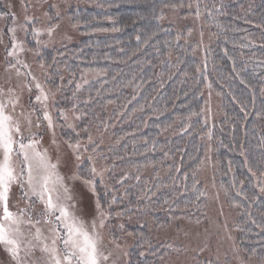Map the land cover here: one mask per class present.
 <instances>
[{"label": "trees", "instance_id": "trees-1", "mask_svg": "<svg viewBox=\"0 0 264 264\" xmlns=\"http://www.w3.org/2000/svg\"><path fill=\"white\" fill-rule=\"evenodd\" d=\"M197 5L211 37L201 56L188 39L190 27L177 30L168 20L175 9L196 15ZM67 17L79 39L43 49L38 61L44 85L56 90V118L63 109L80 116L79 132L62 129L63 140L74 144L92 129L117 140L98 148L110 171L105 183L94 181L107 225L117 213L155 227L180 217L204 220L197 170L205 154L201 136L210 129L215 182L239 212L236 244L264 264V0H81ZM93 70L102 75L78 88V75ZM205 87L220 99L211 127L202 117ZM78 172L93 179L88 162ZM108 234L116 241L130 236L126 264H162L178 249L154 241L147 225Z\"/></svg>", "mask_w": 264, "mask_h": 264}, {"label": "rangeland", "instance_id": "rangeland-1", "mask_svg": "<svg viewBox=\"0 0 264 264\" xmlns=\"http://www.w3.org/2000/svg\"><path fill=\"white\" fill-rule=\"evenodd\" d=\"M80 4L81 0H0V13L6 14L0 16V103L6 105V113L12 117L13 122H19L23 135L29 137L34 134V138L39 141L38 149L41 151L46 149L51 161L58 163L57 171L63 176L64 184L71 190L74 200L80 201L75 210L76 215L84 221L90 231L92 222L95 221L99 250L108 257L106 261H102V264L127 263L128 251L132 245L130 236L116 241L108 234L125 224L147 225L154 241L171 242L178 246L177 250L164 256L162 264H195L198 260H214L220 264H255V259L246 256L236 244L235 222L239 215L238 208L226 205L224 195L215 182L217 166L208 144L210 129L201 136L205 145V154L197 170L198 179L206 193L204 220L190 221L180 217L175 218L167 226L155 227L146 218L135 219V216L134 218L117 213L112 226L107 225V213L100 208L97 209L96 197L78 171L81 165L88 162L90 170L95 167L99 173L93 177L91 172L94 181L100 180L105 183L110 166L101 158L98 148L116 144L117 140L104 130L92 129L84 138L78 140L80 148L78 152H74L69 147V143L61 137V130H76L78 133L76 126L80 116L73 109H63L67 119L60 115L56 118L57 111L54 108L56 90L44 85L43 64L38 61L43 49L75 43L79 39L80 34L76 25L67 17V10L73 5ZM26 18H31V22H26ZM168 20L177 30L185 26L190 27L187 33L188 39L196 43L199 56L210 45L211 37L203 31L201 16H181L179 10L175 9ZM10 28L15 31L10 32ZM33 28L40 30L39 37L33 35ZM49 28L52 29L51 36L48 35ZM13 39L18 47L16 55L9 56L8 51L12 50ZM37 39L40 40L39 45ZM101 75L95 70L82 72L78 75V88ZM36 82H39L49 95L48 111L53 117V128H49L48 122L43 120L42 111L31 115L32 123L29 127V113H32L29 98L31 97L35 104ZM203 97L202 117L207 127H211L218 117L220 99L208 87H205ZM13 100L18 101L15 106ZM36 107L40 108L41 105L36 104ZM37 115L41 117L39 127L36 126ZM77 156L80 157L79 161L76 159ZM27 191H29L27 184L22 190L18 182L12 183L9 191V209L18 216L22 209L30 211L33 220H41L38 227L43 236L50 237L49 229L53 225L44 223V204L37 196L30 193L28 197H24L23 192ZM101 213L104 215L101 216ZM27 219L28 216L24 215L19 224L22 233L20 264H48V253L42 251L41 246L33 239L36 228L23 222ZM101 219H104L103 227L100 226ZM29 241L35 245L30 250L25 247ZM48 243L51 244L50 239ZM0 264H16L3 245H0Z\"/></svg>", "mask_w": 264, "mask_h": 264}, {"label": "snow or ice", "instance_id": "snow-or-ice-1", "mask_svg": "<svg viewBox=\"0 0 264 264\" xmlns=\"http://www.w3.org/2000/svg\"><path fill=\"white\" fill-rule=\"evenodd\" d=\"M208 14L211 16V11ZM4 15L6 14L0 13V16ZM196 15L197 17L200 15L199 5H197ZM26 22H31V18H26ZM9 31L14 32L15 30L10 28ZM47 31L51 36L52 29L49 28ZM100 31H105V29H100ZM32 33L37 37L41 34L37 28H33ZM39 43L40 40L37 39V44L39 45ZM17 47L18 45L13 39L12 50L8 51V55H16ZM199 71L197 69V72ZM33 80H35L34 77ZM35 88L37 90L35 104L32 102V98H29V104L32 107V113H29V127L32 123L31 115L42 111L43 120L48 122L49 128H53V117L48 111L49 95L39 82L35 83ZM29 89L31 90V85H29ZM17 102L16 100L12 101L14 106ZM36 104L41 107L37 108ZM73 107L75 108V105ZM59 115L67 119L63 110H60ZM40 119L41 117L37 115V127L40 126ZM89 139L91 140V137ZM38 144L39 141L34 138V134L29 137L23 135L19 122H13L12 117L6 113V105L0 103V245L4 246L5 251L9 253L16 264H20L22 233L19 224L22 222L23 216L27 215L28 219L23 222L36 228L33 239L41 246L42 251L48 253V264H102V261H106L108 257L99 250L95 221L92 222L90 231L84 221L76 215L75 210L80 201L74 200L71 190L64 184L63 176L57 171L58 163L51 161L46 149L39 150ZM69 147L74 152H78L80 144L78 141L75 144L69 142ZM76 159L79 161L80 157L77 156ZM91 172L93 177L99 174L95 167L91 169ZM14 182H18L22 190L27 184L29 191L23 192L24 197H28L30 193L37 196L44 204V223L53 225L49 229L50 237L43 236L38 227L41 220H33L32 213L27 209H22L19 216L10 211L9 191ZM84 183L95 195L94 178L85 180ZM96 207L100 208L98 199ZM103 215L101 213V216ZM103 225L104 219H101L100 226L103 227ZM49 239L51 244L48 243ZM34 246L31 241L25 245L29 250Z\"/></svg>", "mask_w": 264, "mask_h": 264}]
</instances>
